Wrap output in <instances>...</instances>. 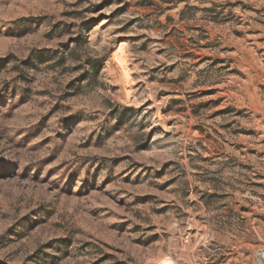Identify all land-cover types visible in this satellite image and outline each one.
I'll return each mask as SVG.
<instances>
[{
  "label": "rangeland",
  "instance_id": "rangeland-1",
  "mask_svg": "<svg viewBox=\"0 0 264 264\" xmlns=\"http://www.w3.org/2000/svg\"><path fill=\"white\" fill-rule=\"evenodd\" d=\"M264 0H0V264H264Z\"/></svg>",
  "mask_w": 264,
  "mask_h": 264
},
{
  "label": "built area",
  "instance_id": "built-area-1",
  "mask_svg": "<svg viewBox=\"0 0 264 264\" xmlns=\"http://www.w3.org/2000/svg\"><path fill=\"white\" fill-rule=\"evenodd\" d=\"M258 257L261 261H264V248H261L259 251H258Z\"/></svg>",
  "mask_w": 264,
  "mask_h": 264
}]
</instances>
